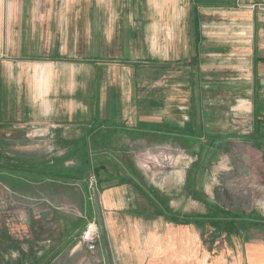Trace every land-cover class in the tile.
Listing matches in <instances>:
<instances>
[{
    "label": "crops",
    "instance_id": "1",
    "mask_svg": "<svg viewBox=\"0 0 264 264\" xmlns=\"http://www.w3.org/2000/svg\"><path fill=\"white\" fill-rule=\"evenodd\" d=\"M262 4L0 0V163L42 168L69 156L96 120L167 138L188 139L193 128L199 134L192 150L197 163L183 197L207 193L200 187V157L207 159V149L200 156V145L206 147L207 137H227L221 120L232 115L219 97L236 96L238 85L254 90L246 135L264 133V52L252 42L253 32H264L255 11ZM126 135H114L100 154L113 157ZM240 136L225 141L255 145ZM95 204L90 201L89 212L99 228V255L108 264H227L231 252L237 264H264L262 240L220 238L212 230L202 235L198 201L148 218L150 207L128 182L103 189ZM190 206L196 222L184 223Z\"/></svg>",
    "mask_w": 264,
    "mask_h": 264
},
{
    "label": "rangeland",
    "instance_id": "2",
    "mask_svg": "<svg viewBox=\"0 0 264 264\" xmlns=\"http://www.w3.org/2000/svg\"><path fill=\"white\" fill-rule=\"evenodd\" d=\"M255 11L258 18L261 17L264 20V4L255 7ZM232 39L231 37L230 40ZM252 42L259 46V53L264 52V32H253ZM246 83L247 85L254 83V80L247 79ZM237 89L236 96L219 97L220 101H224L222 106H226V110L232 112L228 120H221L223 126L221 131L227 133V137L248 136L246 130L251 119L247 115L252 114L254 90L250 93L245 87L241 88L239 85ZM14 135L20 138L24 135L23 130H18V133L15 132ZM126 136H120L119 142L116 143L117 145L120 143L118 148L112 149L115 157L104 154L101 158L93 157L91 169L103 165L105 172H108L107 174L111 177V181L103 186L116 187L119 186L117 184L120 180L125 179L123 176L126 173L122 164L125 156L127 159L125 163L131 164L135 170L132 174L127 172L126 178L144 189V198L139 195V200L143 204L146 203V197L153 199V195H158L165 199V203L169 205L166 209L170 211L180 212L176 209H181V204L184 207L189 201H198L200 215L207 213L204 202L196 197L190 198V194L189 197L187 196L188 200L183 197L187 174L197 163L193 151L188 152L184 149L175 137L173 141L166 140L167 142L140 140L133 143ZM121 140L126 143L121 144ZM127 140L130 146L126 145ZM0 147L4 152L5 144ZM202 147L204 146L200 145V156ZM29 148L36 150L34 144H30ZM220 151L215 162L212 159L215 155L212 154L207 158L210 160L203 162L200 187L207 190V193L204 191L205 196L210 202L238 216L256 215L264 218V145L256 147L239 139H231ZM101 152L103 150L98 149L97 153ZM211 160L213 161L210 164ZM72 168H74V162L71 158V161L62 163L60 170L67 172ZM92 175H95L97 180L98 188L96 189L94 187L91 189ZM47 181L18 186L0 175V241L6 235L19 241L18 248L10 247V251L1 252L5 248L0 247V257H4V261L10 260L13 264L18 262L21 264L23 255L20 256V251L29 254L35 250L40 257L42 251L38 250L45 248L48 250V255L57 254V256L51 255L50 261L46 262L48 264H108L106 259L99 255L98 243L95 251H89L85 244L80 243V234L83 230L80 233L73 232L70 241L62 246L67 228L78 225L79 229H82L93 219L89 212L90 201L95 207L98 195L103 191L100 189L96 174L94 172L89 174L84 183L76 182L66 185L58 183L57 186L49 187L51 181ZM81 184L87 186V193H81L83 189ZM59 185L64 186L62 188L58 187ZM191 211L196 210L190 206L188 214H192ZM146 213L149 217L155 214V211L149 208ZM210 230L209 227L205 229L207 233L209 232L208 235ZM239 235L244 236L246 240L252 238L264 242V233L258 230H251L250 233L245 231ZM226 259L227 264H237L232 252L227 253ZM0 264H3L1 259Z\"/></svg>",
    "mask_w": 264,
    "mask_h": 264
},
{
    "label": "trees",
    "instance_id": "3",
    "mask_svg": "<svg viewBox=\"0 0 264 264\" xmlns=\"http://www.w3.org/2000/svg\"><path fill=\"white\" fill-rule=\"evenodd\" d=\"M108 127L107 132L104 131V128ZM117 124L106 122V121H93L91 123V130L88 132L87 136L82 138L78 144L76 145L77 151L72 153L69 156H64L63 158L57 160H50L49 162H46L45 166L42 168L38 167H30V168H16V167H8L6 165H3L0 163V175L3 177V179H7L10 182L14 183L15 185L18 186H26L28 183H35V182H45V180L51 181V184L49 187L57 186L58 183H63V184H73L76 182L84 183L87 176L94 172L96 176L99 179V186L100 189H105L106 187L103 186L106 183L111 181L110 175H108V172H105V166L100 165L97 166V168L92 167V160L94 159L93 157H102L101 154L96 153V155H93L92 153H95L97 149H102L105 150L103 147L104 143H110L111 141L114 140L113 136L114 135H120L122 133L129 135L132 139H142L147 142H167L168 141H173V137L167 138L165 134H161L159 132L155 133H147V132H135V131H123L120 129H117ZM109 128H115V129H110ZM258 131V130H257ZM189 138H179L175 136L176 141L180 142V144L183 146L184 149H186L188 152L193 150L195 147V144L198 139V133L197 129L191 128L188 130ZM197 134V135H196ZM167 138V139H166ZM202 136L200 135V139ZM227 137H207L205 138V141L208 140V144H206V147L202 149V153H205L207 149V158L209 156V153L212 155H215L214 162L218 159L219 153L221 152L220 150L226 143ZM242 139H245L247 141H252L255 143L254 146L260 147V145H264V133L261 132H255L251 135L242 137ZM201 142V141H200ZM115 149V148H113ZM215 150V151H213ZM125 152V150H124ZM77 153V155H76ZM92 154V155H91ZM72 161L74 162V168L70 169L67 172H63L60 170V167L62 163L66 161ZM200 157V175L201 171L203 170V162H206V160L210 159H201ZM210 161L211 162L213 161ZM124 163V172L126 173L125 179L120 180L117 185H122L125 183H130L128 181L127 177V172L132 174V172H135L133 166L131 164L125 163L127 159L123 158ZM199 163V162H198ZM48 167V168H45ZM104 170V171H103ZM104 175V176H103ZM121 177V176H119ZM47 181V182H48ZM132 185L135 187L136 191L138 192L139 195H142V198H144V189L141 188V185H138L134 182H132ZM83 189L85 191L87 190V186L81 184ZM64 186V185H63ZM63 186H58L62 187ZM28 189V188H27ZM26 189V190H27ZM87 193V192H86ZM154 198H148L145 195V201L146 203L144 205H148L150 208H153L155 211V214L149 217H154V216H160L163 214L169 215L172 214V211L166 209L169 208V205L165 203V199H162L158 195H153ZM200 201L204 202L206 208H207V213L203 215H199V223L197 224L198 227L200 228V231L202 235L206 234L208 227L211 228L213 233L218 237L220 236H226L230 237L233 235H239L243 232H249L251 230H255L260 233H264V218L257 217L256 215H253L251 217H241L238 216L235 213L228 212L225 209H223L222 206H217L215 203L210 202L207 197L204 194V191L200 189V194L197 197ZM148 217V218H149ZM176 215L174 214V218L172 221L176 222ZM196 215L189 214L183 217L182 222L184 223H191V222H196ZM86 226V225H85ZM85 226L82 229H79L78 225L69 227L67 228V232H65L64 236L66 238L63 239V245H66L68 241H70V236L73 234L75 231H79V233L84 230ZM2 237V236H1ZM19 241L14 240L11 236L6 235L4 236L3 239L0 241V247H4L1 252L4 251H10V247L12 248H18ZM9 246V247H8ZM38 251H42V255L38 257V252L35 250H32L29 254H24L20 251V256L23 255L22 258V263L21 264H48L46 262L50 261V257L52 256H57V254H49L48 255V250L45 248H41ZM59 255V254H58ZM61 256V254H60ZM1 262L3 264H13L10 260L4 261V257H0ZM18 264H20L18 262Z\"/></svg>",
    "mask_w": 264,
    "mask_h": 264
},
{
    "label": "built area",
    "instance_id": "4",
    "mask_svg": "<svg viewBox=\"0 0 264 264\" xmlns=\"http://www.w3.org/2000/svg\"><path fill=\"white\" fill-rule=\"evenodd\" d=\"M93 187L96 189L97 186V180L95 178V175L91 176V189ZM99 228L96 222L91 221L87 223L84 230L80 234V243L85 244L89 251H95L97 250V243L99 239Z\"/></svg>",
    "mask_w": 264,
    "mask_h": 264
}]
</instances>
